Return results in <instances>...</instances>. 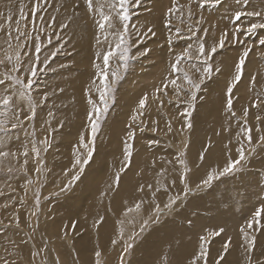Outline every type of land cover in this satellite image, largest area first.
Returning <instances> with one entry per match:
<instances>
[{
  "label": "rangeland",
  "instance_id": "rangeland-1",
  "mask_svg": "<svg viewBox=\"0 0 264 264\" xmlns=\"http://www.w3.org/2000/svg\"><path fill=\"white\" fill-rule=\"evenodd\" d=\"M61 1L63 2V0H57L56 4H62ZM66 1L70 4L68 5ZM66 1L63 2V5L66 3L64 7H61L56 14L58 21L65 20L73 14L69 6L74 0ZM19 2L20 0H12L14 11L17 10ZM23 2L30 7L28 0ZM171 2L172 0H146L145 8L140 10L138 18L134 17V22L138 26L145 29L148 26L154 27L157 35L145 41L146 46L152 51L147 57L137 61L121 82L117 92V102L107 115L97 137L93 157L80 174V179L73 183L69 191L57 195L75 174L76 170L72 168L73 151L78 144L81 132H84L86 137L88 135L84 90L94 75L93 60L96 51L95 29L92 21L85 15L83 7L79 10L80 16L76 18L77 22L75 20L67 30L61 33L65 39L71 36V42L55 58L50 57V69L54 68L56 71L46 70L40 74L39 85L33 93L37 102L40 101L44 92H47L50 97L45 107L37 109L36 138L42 140L51 131L48 125L44 124L49 119L47 113L50 109L55 113L51 128L57 129L49 136L52 142L51 148L41 154L46 165L40 185L41 210L38 217L31 218L33 225L38 224V228L33 233V230L27 226L29 214L34 207L36 184L25 190L26 177L15 171L9 174L7 172L9 164L6 161L3 170H0V192L3 193L0 195V221L7 225L18 214L21 228L16 230L13 226L6 232L0 228V255L3 254L4 247L8 246L9 240L19 244L24 239L28 242L21 245L17 253V259L21 261V264H28L32 259L31 251L43 247L45 242L49 249L47 264H54L56 256H59L60 264H73L74 261L75 264H95L96 250L102 252V264H119L123 242L118 240L117 245L112 244L113 239H118V221L124 219L125 208L134 205L141 198L145 201L141 207V215L144 218L151 215L152 193L147 185L152 184L153 188L157 186L161 168L168 170L169 181L175 178L177 183L168 193H165L163 189L158 192L156 202L163 206L170 195H175L182 190L183 185L179 183L178 172L173 171L174 166L176 168L179 166L168 164L166 161L175 160L184 142L189 145L186 156L189 167L192 168L189 173V184L193 189L210 166L222 167L225 164L229 152L232 158H236L238 145L235 138L243 123L237 124L236 121H232L230 130L224 131L225 128H229V121L224 115V104L227 85L235 75V64L245 48H250L251 51L246 57L242 80L234 88L232 97L238 117L242 116L244 107H249L248 123L253 128L254 142L258 139L259 134L255 132V116L257 114L264 116V111L258 113L257 109L251 107V101L257 92L264 93V45L260 44V41L264 40V28H258L251 33L243 32L240 35V39L244 41L243 44H233L229 37L225 47L218 49L213 58V64L214 67L219 66L221 71L213 72L212 78L205 81L199 93L203 99L197 100L196 109L191 117L192 130H185L184 134L179 133L178 129L183 124V118L179 112L183 111V106H177L175 102L171 105L166 104L159 111L155 106L149 110L145 117L146 130L143 133L137 131L133 146V156L138 154L137 157L141 160L125 171L130 170L131 173L123 188L113 187L111 191L108 190L109 185L115 180V173L122 164L123 143L126 139V125L130 122L131 109L145 91H152L164 74L169 57L168 31L163 26V18ZM180 2L183 3L185 0ZM7 3L8 0H0V11L6 10ZM237 10L264 11V0H248L247 4H237L236 0H223L220 6L206 9L203 12L207 21L205 27L210 30L206 38L207 48L218 42L225 29L231 34L234 25L230 18ZM52 12L53 9H49V14ZM197 13L199 14V9ZM45 19H48V14L45 15ZM260 22L262 21L258 17H242L237 23L246 27L250 23ZM175 24L184 28L178 21ZM213 25L216 27L213 28ZM53 43H56L54 38ZM186 43L188 41L183 39L174 40V51H182ZM51 50L52 46L45 49L41 60L44 56L50 55ZM60 65L65 67L61 68ZM3 70L0 68V72ZM253 76L256 77V86L250 91ZM59 88L64 89L63 93L58 92ZM53 92H56V95H53ZM54 105L59 107H53ZM20 106L26 108L23 102ZM153 120L159 122V131L156 133L150 131ZM169 120L173 126V133L166 134V122ZM60 121H63L62 128L58 127ZM41 125L44 127L42 128ZM261 127L264 128V124ZM31 131L32 125L25 121V127L17 130L13 137L11 151L22 150V147L31 139L29 135ZM217 132L220 135H217ZM111 133H114L115 141H112L109 135ZM150 140H156L159 143L149 147ZM229 140L232 141L231 144ZM209 143L212 146L211 151L205 152ZM225 145H228L227 149ZM201 152L205 154L204 161L199 159ZM105 156L106 159H104ZM104 165V168H100ZM11 166L19 168L15 160L11 161ZM35 167V163L30 158L27 165L29 171L27 178H35ZM125 172L121 174L120 179L127 175ZM141 185L145 186L144 192L138 191ZM102 192L106 195L101 196ZM21 200L25 201L22 205ZM261 207H264V150L258 148L241 173L223 178L222 182H218L209 190L189 195L174 213L162 218L159 224L150 228L142 236H138L134 247L125 254L124 262L125 264H161V260L166 256L169 264H188L192 254L199 249L200 236L206 235L209 231L224 228L221 235L209 238L211 244L207 246L209 247L208 264H215L223 251L224 243L229 239V251L221 264H245V253L242 247L245 241L240 228L252 217L255 210ZM99 216H104L105 222L97 229L93 227V224ZM73 221L77 222L75 232L71 231ZM139 223L140 217H136L137 230ZM65 226L68 227L67 238L63 235ZM132 230L133 225L125 226L126 237ZM255 235L256 248L253 260H264V230H257ZM180 248L181 254L176 253V250ZM35 264H42L41 257H36Z\"/></svg>",
  "mask_w": 264,
  "mask_h": 264
},
{
  "label": "snow or ice",
  "instance_id": "snow-or-ice-1",
  "mask_svg": "<svg viewBox=\"0 0 264 264\" xmlns=\"http://www.w3.org/2000/svg\"><path fill=\"white\" fill-rule=\"evenodd\" d=\"M28 2L30 7L23 0H20L17 10L14 11L12 0H8L5 5L6 10L0 11V68L4 69L0 72V170H3V166L7 161L9 164L7 172L9 174L15 171L26 177L25 190L36 184L34 207L29 214L27 225L34 233L38 228V224L33 225L31 218L38 217L40 214L41 177L45 174L46 167L41 154L46 153L51 148L52 142L49 136L57 129L51 128L55 113L50 109L47 113L49 119L44 124L48 125L51 131L42 140L36 138L35 120L37 109L45 107L50 97L47 92H44L40 101L37 102L33 93L39 85L40 74L46 70L56 71L54 68L50 69V57L55 58L71 42V36L65 39L61 33L67 30L80 16L79 10L83 7L85 15L92 21L95 29L94 47L96 51L93 60L94 75L90 84L84 90L87 104L86 130L88 135L86 137L84 132H81L78 144L73 151L72 168L76 170L75 174L72 175L71 180L60 189L57 195L69 191L73 183L80 179V174L93 157L95 143L107 115L117 102V92L121 82L128 72L133 69L137 61L147 57L152 51L150 47L146 46L145 41L155 37L157 33L152 26L145 29L134 22V17L138 18L140 10L145 8L146 0H74L70 5L73 14L62 21H58L56 14L59 13L61 7H64L63 4L54 7L51 0H28ZM247 2L248 0H236L237 4H247ZM222 3L223 0H185L183 3L180 0H172L171 6L167 8L164 13L163 26L168 31L169 59L160 81L154 85L151 92L145 91L131 109L130 122L126 125V139L123 143L122 164L115 173L113 184L109 185V191L113 187H119L121 174L131 166L136 134L137 131L143 133L146 130L145 117L149 110L155 106L159 111L166 104L171 105L175 102L177 106H183V111L179 112V115L183 118V124L178 129L179 133L184 134L185 130H192L191 117L196 109L197 100L203 99L199 93L205 81L212 78L213 72L220 73L221 71L219 66L214 67L213 64V58L218 49L225 47L229 37L233 44H243L244 41L240 39L243 32L251 33L258 28H264V11L237 10L230 18L234 25L231 34L225 29L221 33L218 42L207 48L206 38L210 30L205 27L207 21L203 16V12L208 8L220 6ZM49 9H53L51 14H49ZM197 9H199V14ZM46 14H48L47 20L45 19ZM242 17H258L262 22L250 23L245 27L237 23L241 21ZM176 21L184 28L177 26ZM212 27L215 28L216 26L213 25ZM53 38L56 41L55 44ZM182 39L188 41V43L182 51L175 52L174 40ZM260 44L264 45V40H261ZM49 46H52L50 55L44 56L41 60L43 51ZM250 51V48H245L239 57L238 62L235 64V75L228 83L225 94L224 115L229 121V128H225L224 131L230 130L232 121H236L237 124L243 123L235 138L238 145L236 158H232L229 152L225 164L222 167L210 166L193 189L189 184V173L192 168L189 167L186 156L189 145L184 142L181 150L177 152L175 160L166 161L168 164L179 166L178 168L174 166L173 171L178 172L179 183L183 185L182 190L175 195H170L163 206H161V203L156 202L158 192L163 189L165 193H168L177 183L175 178L169 181L168 170L161 168L157 186L153 188L152 184L147 185L152 193L151 202H153V207L151 215L147 218L141 215V207L145 203L141 198L134 205L126 207L123 213L124 219L118 221V239H113L112 244L117 245L118 240L123 242L119 264H125L124 256L134 247L138 236H142L150 228L159 224L162 218L174 213L189 195L209 190L218 182H222L223 178L241 173L257 149L264 150V128L261 127L264 124V116L261 114L255 116V132L259 135L254 142L253 128L248 123L249 107H244L242 116L238 117L237 112L234 110L232 97L234 88L242 80L246 57ZM60 67L63 68L65 65H60ZM255 86L256 77L253 76L249 90L252 91ZM63 91V88L58 89L59 93H63ZM53 95H56V92H53ZM22 102L26 104V108L20 106ZM53 107L59 106L54 105ZM251 107L257 109L258 113L264 111V93H256L251 101ZM25 121L32 125V131L29 133L31 139L27 145L22 147V150L11 151L10 145L13 137L17 130L25 127ZM158 124V121L153 120L150 131L153 133L159 131ZM41 127L43 128L44 125H41ZM58 127H63V121L59 122ZM168 133H173L170 120L166 122V134ZM216 134L220 135L219 132ZM158 143L159 141L150 140L149 147ZM231 143L232 141L229 140V144ZM211 147V143H209L205 152L211 151ZM225 148L227 149L228 145H225ZM30 158L36 165L34 168L35 178H27L29 176L27 165ZM199 159L204 161V152L200 153ZM13 160L19 164V168L11 166ZM144 189L145 186L141 185L138 191L144 192ZM2 194L0 192V195ZM104 195L106 193L102 192L101 196ZM45 199H48V197H45ZM24 203V200L20 201L21 205ZM4 207H7V205H4ZM136 217H140L138 230L135 227ZM104 222L105 217L99 216L93 227L98 229ZM76 224V221L72 222L71 231L75 232ZM129 224L133 225V230L126 237L125 226ZM189 224H191V221H189ZM13 226L16 230L21 228L18 214L7 225L0 221V228L5 232ZM257 230H264V207L257 208L252 217L240 228L242 238L245 241L242 245L245 253V264H264V260H253ZM223 232L224 228H219L200 236L199 249L192 254L188 264H208L209 247L207 246L211 244L209 238L217 237ZM63 235L65 238L68 237L67 226H65ZM29 239H33V237H29ZM27 242V240L22 239L17 244L16 241L9 240L8 246L4 247L3 254L0 255V264H21V261L17 259V253L20 251L21 245L27 244ZM229 244L230 239L224 243L223 251L219 254L215 264H221V261L225 259V254L229 251ZM48 252L47 242H45L43 247L31 251L32 259L29 260L28 264H35L36 257H41L42 264H47ZM94 256L95 264H102V252L96 250ZM54 264H60L59 256H56ZM73 264H75V261ZM161 264H169L166 256L161 260Z\"/></svg>",
  "mask_w": 264,
  "mask_h": 264
},
{
  "label": "bare ground",
  "instance_id": "bare-ground-1",
  "mask_svg": "<svg viewBox=\"0 0 264 264\" xmlns=\"http://www.w3.org/2000/svg\"><path fill=\"white\" fill-rule=\"evenodd\" d=\"M64 1H66V0H63V2ZM62 2V1H61ZM63 2H62V4H63ZM67 2V4L69 5L70 3H68V1H66ZM52 3H53V5H55V6H57L58 4L59 5H61V3H58V4H56L57 3V0H52ZM72 3V2H71ZM66 3H64V5H65ZM67 5V6H68ZM69 7H71V6H69ZM63 8V7H62ZM71 9V8H70ZM70 9H68V7H67V11H69ZM70 14V13H69ZM82 14V13H81ZM84 14V13H83ZM68 16V15H67ZM80 19H81V17H80ZM78 20V19H77ZM77 20H76V22H77ZM76 24V23H75ZM84 27V26H83ZM81 28H82V26H81ZM79 30V29H78ZM140 78V77H139ZM142 79V78H141ZM136 85V84H135ZM150 85V84H149ZM128 97V96H127ZM129 100V99H128ZM132 102V101H131ZM127 106V105H126ZM126 109V108H125ZM118 115V114H117ZM118 120V119H117ZM114 121V120H113ZM116 123V122H115ZM114 125V124H113ZM120 126V125H119ZM115 130V129H114ZM116 130H118V129H116ZM120 131V130H119ZM113 132V131H112ZM109 135H111V137H112V139L113 138H115L114 137V133H111V134H109ZM112 141H115L114 139L112 140ZM142 152V151H141ZM107 154V153H106ZM105 154V155H106ZM138 156V154L137 155H135V156H133L132 158H133V160H132V163H131V165H136V164H138L139 163V161L141 160L139 157H137ZM104 159H106V156L104 157ZM105 167V165L103 166V167H100V168H104ZM105 173H106V171H105ZM127 175H125L124 176V178H121L120 179V182H119V187L118 188H121L123 185H124V183L129 179V176H130V173H131V171L129 170V171H127V172H125ZM104 177V176H103ZM123 188V187H122ZM128 190V189H127ZM129 192V191H128ZM116 195V193L114 194V196ZM103 233V232H102ZM53 247V246H52ZM172 251V250H171ZM181 248L180 249H177L176 250V253H180L181 254ZM144 255V254H143ZM53 259V258H52ZM54 260V259H53ZM52 260V261H53ZM49 264V263H48Z\"/></svg>",
  "mask_w": 264,
  "mask_h": 264
}]
</instances>
